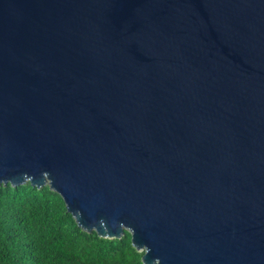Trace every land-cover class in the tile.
<instances>
[{
	"label": "water",
	"instance_id": "95a60500",
	"mask_svg": "<svg viewBox=\"0 0 264 264\" xmlns=\"http://www.w3.org/2000/svg\"><path fill=\"white\" fill-rule=\"evenodd\" d=\"M27 182L142 264H264V0H0V185Z\"/></svg>",
	"mask_w": 264,
	"mask_h": 264
},
{
	"label": "trees",
	"instance_id": "16d2710c",
	"mask_svg": "<svg viewBox=\"0 0 264 264\" xmlns=\"http://www.w3.org/2000/svg\"><path fill=\"white\" fill-rule=\"evenodd\" d=\"M141 256L127 232L82 230L48 186L0 185V264H142Z\"/></svg>",
	"mask_w": 264,
	"mask_h": 264
},
{
	"label": "clouds",
	"instance_id": "9594fccd",
	"mask_svg": "<svg viewBox=\"0 0 264 264\" xmlns=\"http://www.w3.org/2000/svg\"><path fill=\"white\" fill-rule=\"evenodd\" d=\"M44 186H47V185H44ZM72 216V215H71ZM74 219V218H73ZM139 252V251H138Z\"/></svg>",
	"mask_w": 264,
	"mask_h": 264
}]
</instances>
